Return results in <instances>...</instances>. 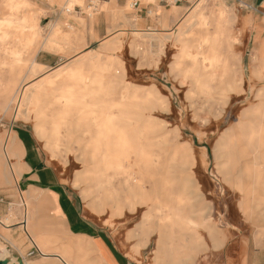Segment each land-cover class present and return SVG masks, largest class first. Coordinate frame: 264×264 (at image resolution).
<instances>
[{"label":"rangeland","instance_id":"1","mask_svg":"<svg viewBox=\"0 0 264 264\" xmlns=\"http://www.w3.org/2000/svg\"><path fill=\"white\" fill-rule=\"evenodd\" d=\"M21 2L0 0V25L7 20L15 25L6 31H3L6 26L0 29V118L33 138L44 160L42 165L53 170V190L66 192L72 201L75 221L83 226L82 230L73 229L70 219L64 218L65 225L54 230L47 221L39 228V234L48 252L66 251L76 261L80 258L83 264H106L96 245L102 238L116 254L132 264H156L158 234L151 233L147 242L142 235L146 206L139 212L127 210L130 220L119 225L121 217L109 209L110 192L100 196L95 191L98 186L93 176L94 163L87 160L93 152L82 150L76 142L68 140L65 130L72 118L52 102L60 97L63 88L75 91L72 96H91L103 101L121 102L131 96L148 99L152 121L158 122L159 130L155 135L149 127L145 144L157 165L153 169L137 152H128L119 163L110 164L109 175L115 187L111 192L115 195L121 191L119 183L130 174L133 177L142 169L145 178L148 170L153 174L156 170L154 188L158 197L164 194L163 182L169 177L174 186L173 198L185 184L182 177L185 180L188 177L186 183L191 187L187 199L192 205L186 209L189 213L194 211L192 215L197 220L200 215L206 218L202 225L195 226L196 238H203L197 245L203 248L192 264H247L249 256L264 249V111L261 107L264 61L261 63L252 49V37L259 21L253 9L243 0L201 2L203 11L209 15L223 9L235 17L233 52L239 58L240 70L239 86L229 91L225 99L220 97L223 95L219 81H214L211 82L215 85L213 97L206 100L197 94L194 80L198 76L210 79V65L221 60L218 53L222 51L206 43L198 47L206 32L199 24L190 26L191 13L197 6L186 1L165 5L160 0H29L26 6ZM103 6H111L109 10L113 13L123 12L117 28L109 30L104 12H100ZM166 13L169 19L165 25ZM97 17L100 21H94ZM179 24L184 27L182 33L177 29ZM177 35L179 42L175 40ZM45 44H50V48L45 49ZM40 52H50L47 60L51 63L40 62ZM219 73L221 77L223 70ZM24 82H29L27 95L39 93L49 97H41L35 111L32 105L23 102L24 114L16 116L17 96ZM41 112L48 120L54 119L51 125L55 138L51 137L50 127L44 133L45 129L39 127L37 114ZM248 122L259 134L249 138L243 132L238 143L229 149L226 144L229 137L239 129L244 131ZM67 142H71L70 150L62 145ZM1 154L4 156L3 150ZM14 166V162L2 158L0 185H5L3 170L10 171ZM129 169L131 172L127 173L125 170ZM17 180L16 196L1 197V204L9 208L11 220L0 218V251L3 247L11 249L9 257H18L16 264H61L55 258H43L44 248L21 226L25 213L22 199L28 189L21 174H17ZM144 181L149 186L147 177ZM99 196L102 205L97 204ZM37 209L42 216L48 208ZM49 213L55 216L54 209ZM2 222L10 226L4 227ZM186 226L177 222L176 234L183 233ZM14 227H19V231L12 235ZM80 237L85 239L84 248L69 245L71 241H80ZM32 240L42 254L29 255ZM186 240L187 236H181L179 242ZM4 260L0 264L9 263Z\"/></svg>","mask_w":264,"mask_h":264},{"label":"crops","instance_id":"2","mask_svg":"<svg viewBox=\"0 0 264 264\" xmlns=\"http://www.w3.org/2000/svg\"><path fill=\"white\" fill-rule=\"evenodd\" d=\"M21 1L22 2L20 4L23 6H26L29 2V0ZM243 1L253 9L255 15L259 18L258 26L257 28H255L252 37V49L254 55L261 59V63H263L264 25L261 24L262 21H264V0ZM110 7L111 6H103L100 9V12H104L106 24L108 25L109 30H113L117 28L118 21L124 16V14L123 12H111L109 10ZM197 7L191 13L190 19L192 18L193 20H191L190 26L192 27L196 24H199L200 27H202L206 32L205 36L203 37V40L198 43V47L202 48L203 45L206 43L212 49L221 50V54L218 53V57L221 58V61L216 62V65L223 71L230 70V72H232L230 77H228V75L223 72V84L222 86H220V90L222 91L223 97H220L225 99L229 91L235 90L239 86L240 79L239 58L237 57V55L234 54L235 52H233L235 47V42L233 41L236 24L235 17L232 14L225 12L223 9H220L217 14H214V12H212L209 15L205 11H203V8L202 6H200V4ZM100 19V17H97L94 19V21H100ZM168 19V14L166 13L163 19L165 25L168 23ZM2 26H6V28H3ZM14 26L15 25L12 20H7L6 23L0 25V29L3 28V31H6L8 30V28ZM177 29L180 31V33L184 31V27L181 26V24L177 26ZM18 32H23V30ZM175 40L179 42L180 35H177L175 37ZM51 42H54V39H52ZM44 48L49 49L50 44H45ZM48 55L50 56L51 53L40 52V62H43L45 64L51 63V61L47 60ZM34 72L35 69H33V73ZM227 79L229 80V82H227ZM85 82L87 83V81ZM28 84L29 82H24L21 86L24 92L21 101L19 99L20 96L18 93L17 108L15 111L16 116H22L24 114V112L21 110V105L23 102L24 104L32 105L35 111V106L38 103V100H41V97H49L46 94L39 93L30 96L27 95L26 90L28 88ZM95 99L96 98H94V101L92 102L94 103L93 105H97L98 107H100L101 110H103V114H106V116H108L107 119H109L110 121V128L112 130L119 131L122 128L124 130H127V127L123 125L120 120L123 117L132 120V126H130V128L139 138V151L141 152L143 150L145 152H148V149H146L147 145L145 144L147 141V131L151 130L150 128H152L153 133L156 135L159 130L158 122L156 120L154 122L152 121L153 115L150 113L148 99L142 98V100H139L134 96H131V98L125 97L121 102L109 100L103 101L101 99ZM261 107L264 111V104ZM26 115H29V113H26ZM37 117L39 118L40 122V124H38L39 127H43L45 129L42 132H47L46 129L50 127L51 137L55 138V132L53 130L54 128L51 125L54 119L48 120L47 115L43 112L37 114ZM41 118H43V120H41ZM76 118L78 117H74L72 121ZM96 119L97 117L95 115H89V117H87V123L80 130L76 131V136H79L80 134L97 136L99 132H103L105 128V118L100 117L97 122ZM263 120L264 113L262 115V121ZM71 129L73 130V127L68 126V128L65 130L67 136L68 131H70ZM7 132L14 133V135H6ZM68 140H70V138H68ZM74 142H76L78 147L82 150L94 149L93 144L92 146H87V142ZM70 143L71 142L63 143L62 145H67L66 148L70 150L72 148L69 146ZM2 150L4 152V156H2L1 154ZM2 158L3 160L4 158H6L7 162L11 160L12 163L14 162L15 166L14 169L12 168L10 171L7 168L3 170L4 174L2 183L5 185H0V218L5 216L4 220H11L9 208L1 204V197L16 196L17 188L15 185L18 184L17 174H21V176L26 181V188L28 189L22 199L23 204L25 206V213L21 222V226L24 228L29 237H32V239L33 237L36 238L39 241L41 247L44 248L42 257L45 259L55 258L59 260L61 264H83L80 258L78 259L79 261H76L75 259L70 257V255H68L66 251L48 252L46 242L39 234V228L42 225H45L47 221L51 222V224L54 226L53 229L55 228L54 230H56L58 228L57 226L59 225H65L64 218L68 221L70 219L69 223L72 224L73 229L77 230V228H79L82 230L83 226L81 224L78 225L75 221L76 217L72 210L73 206L71 205V198L67 196L66 192H62L60 190H57L56 192V190H53L52 186L55 177L53 170L45 164L42 165V162L44 160L41 154L37 152L33 138H30L28 134H26L25 132H21V130L15 128L14 124L3 123L2 118H0V168ZM155 164L156 163L154 161V163L152 162L151 166L155 168L157 165ZM125 171H128L127 173L131 172L130 169ZM163 171L170 173V171L168 172L166 169H164ZM109 172L107 177H104L101 180H97V184H102V190L97 191L96 189L95 191L98 192L100 196H103L104 192L111 193V195H108L109 202L112 203L109 204V209L112 211V213L118 216L121 215L120 217L124 221H119L118 224L125 225V223L130 220V217L127 216V210L132 212H139L140 209L143 210V206H146L147 209L143 212L141 226L142 235L144 238H146L147 242L151 233L157 232L158 234L157 251L155 258L156 264H192L196 254L203 248L202 245H197L201 243V240L203 238H196V234L198 232L195 226L202 225L206 218H204L203 215H200L197 220L192 215L194 211H191L189 213V210H187L189 209L187 208V206L190 207V205H192L191 203H189L190 200L187 199V195L190 192L191 187L186 183L188 177L186 178V180L182 177V180L185 181V184L181 188L180 192H175L176 197L173 198L171 197V194H173L174 186L172 185V178L169 177H167L165 179L166 181L163 182L164 189L162 192L164 194L161 197H158L159 194L154 188V183L156 180L154 178V175H156V170H154V174L145 173V178L147 177L149 186L146 187L144 181L145 178L143 177L144 174H142V176L141 174H134V177H131V174H128L129 177L127 176V178H125L122 182L119 183V185H121V191H116L115 195H112L111 190H113L115 187L113 185V180L112 177L109 175ZM260 172L261 170L260 168H258V176L260 175ZM100 196L97 199V204L102 205ZM186 199L188 200L187 202L181 201ZM37 203H39V205L35 206ZM37 207H42L44 209H54L55 216L50 215L49 212L51 211V209H46V213L42 216H39V208L37 209ZM122 216L124 217V219ZM177 222L187 224V229H183L184 231L181 234H176L175 225L177 224ZM2 223L4 227L10 226L7 225V223ZM209 226L210 225H205L206 228H209ZM18 231L19 227H14L11 229V234L14 235L18 233ZM181 236H187V240L179 242ZM12 239L10 241H12ZM85 243L86 242L84 237H80V241H71L69 242V245L82 249L84 248ZM13 245V247L20 250L18 245ZM96 245L99 248L102 258L104 259L106 264H132L129 260L123 259L121 256L116 254L111 245L104 239L100 238V242L96 243ZM182 248H186V251H180ZM10 250L11 249L6 247L2 248V251H0V261H5L4 259L6 258V261L9 262L7 264H16L17 262L15 259L18 257H16L15 255L9 257ZM247 264H264V249H260L259 251H256L253 255L249 256Z\"/></svg>","mask_w":264,"mask_h":264},{"label":"bare ground","instance_id":"3","mask_svg":"<svg viewBox=\"0 0 264 264\" xmlns=\"http://www.w3.org/2000/svg\"><path fill=\"white\" fill-rule=\"evenodd\" d=\"M202 1L203 0H199L195 4V7L198 6L199 4H201ZM133 6H134V4L131 7H133ZM218 61H221V60H217L216 62H218ZM214 64L215 65H213V66L210 65L211 66L210 68H212V73H211L210 79H207V77L201 78L198 76L194 80V84L196 86L197 94H199V97L201 96V97L206 98V100L213 97L212 96L213 86L215 88V85H211V82L219 81V90H220V86H222V84H223V79H222L223 74L220 77V73H219L220 69L216 65V63H214ZM205 68H206V70L209 69L208 66H206ZM223 72H225L228 75V77H230V75L232 74V72H230V70L223 71ZM227 82H229L228 79H227ZM221 92L222 91L220 90V93ZM74 93H75V91H72V89L63 88L62 90H60V97L57 98L55 101L53 99L52 102L55 105V107L62 109V111L65 114H69L72 119L76 116L78 117L75 120H73L72 122H68V125L73 127V130L71 129L70 131H68L67 137L70 138L71 141H78V142H84V143L87 142L86 143L87 146H92V144H93L94 149L91 150L93 153H90L88 155L89 158H87V160L89 159L90 162L94 163L92 165V167H93V170L96 171V174L94 173V175H93L94 179L96 181L101 180L104 177L108 176V172H109L110 167H111L110 164L113 161H116L117 163H119V161L122 157L125 158L126 155L131 153V152H133V153L137 152V154L140 155L141 160L146 161V162L148 161V165L151 166V164L154 160V159H152V153L150 154V153L145 152L143 150L141 152L139 151V147H138L139 146V138H138V136H136L134 131L130 128V126H132V120L123 117L120 120V122L127 127V130H124L122 128L119 131H114L110 128L111 124H110L109 119H107L108 116H106V114H103V110H101L100 107H98L97 105H93L94 103H92V102L94 101V98H96V97L77 96V95L72 96V94H74ZM23 94H24V92L21 89L19 92V95H23ZM69 96H71V98ZM22 98L23 97L19 98L20 101ZM89 115H95L97 117L96 122H97V120H99L100 117L105 118V123H104L105 128H104L103 132H99L97 136L81 135V134L79 136H76L77 135L76 131L80 130L87 123V117H89ZM60 124L57 125L58 126L57 130L61 127ZM42 129H43V127H42ZM243 132H245L247 134V137H249V138H253L254 135L259 134V132L257 133L254 130L252 123L248 122L244 131L242 129H239L238 131H236L232 134L233 136L231 135L229 137L228 141L226 142L227 147L229 149H232L234 147L235 143H238V141L240 140L241 134L243 135ZM88 143H89V145H88ZM98 154H100V155H98ZM85 155L87 156V154H85ZM228 155H231V150L228 151ZM203 158H205V157H203ZM153 169H155V168L153 167ZM90 170H91V168H90ZM88 172L90 173V175H92L89 170H88ZM135 173H136V175L141 174L142 170L137 171ZM147 173L150 174L153 172L148 170ZM90 175H88V173L86 174V176L88 178L92 179V176H90ZM138 178H139V176H138ZM97 186H98L97 191H101L102 190V184L99 183V184H97ZM137 189H138V187H137ZM126 200H128V199H126ZM123 219H124V217H123ZM122 221L123 220H121V222Z\"/></svg>","mask_w":264,"mask_h":264},{"label":"built area","instance_id":"4","mask_svg":"<svg viewBox=\"0 0 264 264\" xmlns=\"http://www.w3.org/2000/svg\"><path fill=\"white\" fill-rule=\"evenodd\" d=\"M165 5H176L183 1H186L190 6H194L199 0H160ZM138 3V1L135 2V5ZM36 254H42V251L40 247L32 240V248L29 251L30 256H35Z\"/></svg>","mask_w":264,"mask_h":264}]
</instances>
